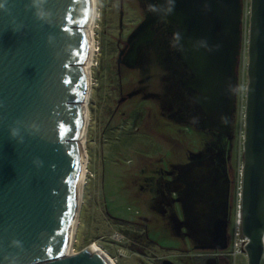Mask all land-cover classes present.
<instances>
[{
    "label": "water",
    "instance_id": "water-1",
    "mask_svg": "<svg viewBox=\"0 0 264 264\" xmlns=\"http://www.w3.org/2000/svg\"><path fill=\"white\" fill-rule=\"evenodd\" d=\"M148 7L127 42L160 19L174 24L182 58L201 85L211 83V127L223 123L230 138L241 0ZM90 10V0H0V264H109L88 245L64 255L81 166ZM248 20L240 229L246 264H264V0H250ZM213 228L211 248L226 249L227 219Z\"/></svg>",
    "mask_w": 264,
    "mask_h": 264
},
{
    "label": "rangeland",
    "instance_id": "rangeland-1",
    "mask_svg": "<svg viewBox=\"0 0 264 264\" xmlns=\"http://www.w3.org/2000/svg\"><path fill=\"white\" fill-rule=\"evenodd\" d=\"M241 2L243 14L237 111L229 140L221 138L227 151L230 179L229 231L237 204L243 160L242 91L247 81L250 0ZM95 5L93 37L97 50L91 66L92 87L85 141L87 163L75 240L70 252L95 243L112 264H157L155 258L163 256L166 251L154 246L146 248L143 254L138 252L131 237L136 235L137 229L130 227L128 220L145 223L149 237L159 246L184 243L181 228L176 226L179 215H170L173 211L170 212L168 206L154 199L158 183L154 169L161 165L169 170L172 161L180 156L182 158L185 146L200 147L206 137L198 130L178 137L177 123L169 117L170 111L163 100L157 97L166 86V69L160 63H171L173 59L166 51L159 57L154 50L148 52L147 59L136 56L133 63H143V66L131 72L130 84L124 78V75L128 77L129 69L123 65L120 67L123 95L132 86L140 88L141 92L127 101L122 100L115 110L120 97L116 67L120 5L119 0H95ZM122 10V24L129 28L137 21L139 12L131 0H128V8L124 6ZM143 92L146 94L141 96ZM131 161L133 164L129 165ZM140 184L148 199L150 198L147 202H140L134 196V192L138 193ZM105 209L113 218L106 214ZM136 210H142V215L136 213ZM230 258L232 264H246L245 257L238 252L235 258Z\"/></svg>",
    "mask_w": 264,
    "mask_h": 264
},
{
    "label": "flooded vegetation",
    "instance_id": "flooded-vegetation-1",
    "mask_svg": "<svg viewBox=\"0 0 264 264\" xmlns=\"http://www.w3.org/2000/svg\"><path fill=\"white\" fill-rule=\"evenodd\" d=\"M134 2L139 16L137 21L128 28L122 24V7L128 8V0H119V32L117 37L116 67L119 79V99L128 100L141 92L140 88L131 87L123 95L121 83V70L123 65L128 70L127 83L130 84L133 70L142 67L143 63L134 64L136 56H146L150 50L157 52V57L163 51L172 55L171 63H160L166 69L164 74L165 87L158 93V98L163 100L165 107L169 109V117L177 123L176 132L179 136L198 130L205 137V142L200 146H185V153L172 163L170 169L166 170L161 165L155 167L154 176L157 177L156 201L168 206L170 215H179L176 226L180 227L184 243L176 246H159L157 242L149 237L147 225L140 221H129L130 227L137 229L136 235H131L132 244L140 253L145 249L157 246L166 251L161 257H156L157 264H232L231 256L224 250L212 249L213 223L218 218L227 219L228 244L230 238L229 210H230V179L228 174L227 151L223 147L221 138L229 140L223 123L213 124L211 105V83L206 81L201 85V77L193 66L187 64L181 55L180 46L171 37V30L175 27L167 19L155 22L147 31L142 32L138 38L131 43L127 42L128 35L145 18L149 7L148 0H131ZM127 11V10H126ZM121 16V21H120ZM125 27V31L123 28ZM124 36V38H123ZM121 55L119 56V53ZM119 60V61H118ZM199 81V82H198ZM128 88V87H127ZM128 90V89H127ZM232 104L234 111L231 120V129L235 116L236 105L239 94V72L233 90ZM146 92L141 93V96ZM229 108L221 111V118L228 117ZM232 132V131H231ZM230 132V133H231ZM131 161L129 165H132ZM131 169V167H130ZM143 171V170H142ZM130 170H128V176ZM138 193L134 196L140 202L149 199L142 185H138ZM141 195V196H140ZM106 214L110 216L107 209ZM144 211V210H143ZM142 215V210H136ZM117 219V218H115ZM144 219V217H143ZM228 247V246H227ZM166 260V262H164Z\"/></svg>",
    "mask_w": 264,
    "mask_h": 264
},
{
    "label": "bare ground",
    "instance_id": "bare-ground-1",
    "mask_svg": "<svg viewBox=\"0 0 264 264\" xmlns=\"http://www.w3.org/2000/svg\"><path fill=\"white\" fill-rule=\"evenodd\" d=\"M91 2V10H90V17L88 20V24L86 27L87 30V35H88V50H87V56L84 62V68L86 71V91L84 94V98L81 102V107H82V113H83V124H82V129L81 133L79 136L78 141H80L81 145V166H80V173H79V180H78V192H77V198H76V203L73 209L72 213V220L70 224V229L68 232V237L64 249V255H69L71 254L70 252V247L72 243L75 240V232H76V227L78 223V216H79V209H80V204H81V197H82V189L84 186V180H85V172H86V163H87V155L85 151V141H86V132H87V127L89 124V112H88V105H89V98L91 94V66L93 65L94 62V54L96 49L94 37H93V31H94V23L96 20V5H95V0H90ZM90 251L95 252L100 254L102 257L108 261L109 264H112L108 260V258L103 254V252L97 247L95 243H90L88 245Z\"/></svg>",
    "mask_w": 264,
    "mask_h": 264
},
{
    "label": "built area",
    "instance_id": "built-area-1",
    "mask_svg": "<svg viewBox=\"0 0 264 264\" xmlns=\"http://www.w3.org/2000/svg\"><path fill=\"white\" fill-rule=\"evenodd\" d=\"M245 86L243 93V100H245ZM244 109V105H243ZM241 204H240V188L237 193V204L235 206L233 212V218L231 221V231H230V238L228 247L225 249V252L229 254L231 257L235 258V255L238 254L245 257L246 260V253L244 250V244L246 243V238L242 235L240 225H241ZM77 251H72L71 253H75Z\"/></svg>",
    "mask_w": 264,
    "mask_h": 264
}]
</instances>
